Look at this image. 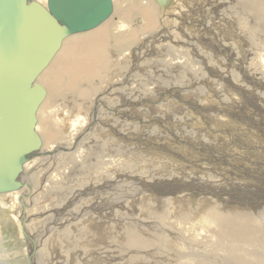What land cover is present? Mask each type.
I'll return each mask as SVG.
<instances>
[{
	"label": "rangeland",
	"instance_id": "rangeland-1",
	"mask_svg": "<svg viewBox=\"0 0 264 264\" xmlns=\"http://www.w3.org/2000/svg\"><path fill=\"white\" fill-rule=\"evenodd\" d=\"M36 1H38L40 4L43 5L46 4L45 0H36ZM212 1H214L213 4ZM199 2L198 0L197 1L195 0L193 2L191 9L188 12L186 8L177 9L176 11H174L176 13V15L174 14V16H180L179 18H181L182 20V21L178 20L179 21L178 24L184 28V33H181L179 36H177L178 38L171 37L173 34L170 35L171 39L167 38V36L164 34L162 37H160V44L158 43L159 41L155 44L158 48V49L156 48L155 51H159L160 59L156 58V53L153 54L154 57H150L149 55H147L148 54L147 52L146 55L147 57L149 56L150 59L145 58L140 60L141 62L140 61L139 62L144 65L145 62L142 61H146L148 65L147 66L144 65L143 67H141L140 64L137 62L138 63L137 65L139 67L136 65L134 69L136 70V72L135 74H132L131 72L132 61L134 60L135 57L136 59L138 58L137 56H139L138 54L139 50H137V54L134 55L132 50H129L128 52L131 55H129V57L127 58L122 59V60L127 59L128 61L127 72L125 71L126 70L125 67H124L125 69L124 68L122 70L116 69L115 71H113V69L111 68L112 65L109 67L110 71H113L109 74L112 75L118 74L117 76L115 75V77H120L122 76V74L129 73L130 75L128 77H130L131 79L133 77L135 79L138 77L142 78L143 84L146 85L143 87L142 84V86H138V87H140L139 88L140 90L143 89L145 91V94L144 91L141 92V94L142 95L144 94L143 96L146 100H148V102L143 103L140 100L134 98L136 96L130 97L128 95L129 94L128 91L127 92L122 91V88L125 86V85L123 86L120 85L122 83L121 80L122 78H118L117 79L118 83L116 84L109 82L108 85L104 84L103 88L100 86L102 89L106 88V93L107 92L111 93L109 94V96L106 94L107 98H105L106 99L105 101L101 100L105 107H106V102H109L111 105L113 104V106L120 107V110L122 111L126 110V112H119V113L116 111H111L110 112L111 115L108 114L109 116H106L107 118L106 121H111V122H106V125L108 124L109 126L117 128V130L120 131L119 134L122 133L121 134L122 136L115 135L110 131L106 130V135H107L106 146L103 145L106 148L101 147L103 153L101 157H104L108 162L106 168L109 167L108 170L106 171V196L112 197L115 202L117 201L121 203V206L118 205L119 207L112 208L114 210V213L117 211V213H115L117 214L116 216L112 212L113 216H115L116 218L109 215V211L107 210H106V217L108 214L110 218L114 219L109 221V224H112V222L116 221V219L120 222V218L125 217L128 218V220L133 218V220L138 222L140 225H145V223H147L146 220H142L140 217L135 216L137 210L136 208H138L137 206H139L138 204H136L137 201L141 199L143 200L142 201L143 203L148 202L151 207L153 206L157 207L158 203L160 202L157 201V199L160 198L162 201H165L167 204H170V206L168 205L166 208L163 207L162 212L165 214L163 216V220H157L156 222L154 221L153 226H156L160 228V230L162 229L164 232H166V234L169 236L170 239H172V241H176L175 238H178V240L181 239V241L184 242V243L182 242L184 246V249H182L183 252L185 253L189 252L192 255L178 256L181 257L180 259L189 258L192 259L193 261L195 260L193 262L194 264L196 261L198 262L199 260H205L207 263L209 262L210 264H230V263L231 264H264L263 263L264 259H262L264 258L263 257L264 251L262 249V247H264V243L263 244L260 243V246L258 247L257 246L248 247V245H243L240 243L235 244L237 245L235 246L233 244L228 243L227 241H223L220 244L218 243V240L215 239L214 235H212L211 233L210 235L209 231L207 230L205 231L204 229L202 230L197 225V223H195V221L186 224L182 222L178 224L179 226L174 224L172 225L170 221V219L173 216V211L176 210V207L173 204H177L175 200H177L178 197L180 199L185 198L184 200L185 203L184 201L182 203H184L183 204L184 206L186 205L189 207H198V205H200L201 202L204 201L203 199L205 200L212 199L216 204L215 207L219 205L217 206L219 212L226 213L231 211L235 213L237 212L238 214L250 213V215H252V217H254V219L256 220L257 226L259 227V231L261 232L262 237H264V216L262 215L264 214V197H263L264 192L262 190V188L264 189V180H263L264 178V142H263L264 141V115H263L264 110H262L264 109V35H263L264 28L262 27L263 24L258 25V27L257 25H253V23L256 22L257 20L251 17L250 16L251 14L248 15L243 11L240 12L236 8H233L236 7L235 0L232 1L201 0ZM226 3L227 5H224L225 7L222 6L223 4ZM154 7L157 8L156 5H154ZM205 8L208 9L206 10ZM115 10L116 7L113 6L112 11L114 12ZM113 12L111 16L113 15ZM197 12H199V14ZM116 16L113 18V21L116 18ZM187 17L188 19H186ZM138 18L142 19L140 17H137L136 19ZM184 21L187 22L188 24H186ZM259 27L263 28V30L260 29ZM207 28L209 31L207 30ZM221 31L223 32L224 35L221 34L222 33ZM218 36L220 37L221 40L219 39ZM195 37L199 38L198 39L199 42L198 40L195 41L194 39ZM221 37L223 38V40ZM199 43L201 44L204 43V44H202L203 45L202 46ZM161 44L167 47L166 51L162 50V48L159 47ZM150 46L153 45H149V49L151 48ZM109 51L110 49L107 52L108 58H110V60H114L111 57L112 55L111 52ZM173 52L176 54H174ZM125 53L126 52L123 51V53L121 52L119 55H115V56L119 58L122 57ZM121 54L122 56H120ZM116 60L117 59L115 58V61ZM115 61L113 63H115ZM158 63L159 64L163 63L164 64L163 67L162 65H158ZM168 72L169 73L171 72L170 76H172L173 79H171L170 77L166 78L165 74H167ZM184 74L186 77L184 76ZM181 78L183 80L185 78L186 79L185 81H183ZM163 80H165V82H163ZM172 83L174 86L172 85ZM41 84L40 85L44 89H46L44 87V84L43 83ZM179 85L182 86L180 87L181 89L179 88ZM112 87L114 89L111 90ZM183 87L187 88V93L186 91L185 93L182 91H178V90H182ZM184 88L183 90H186ZM118 94L121 96H119ZM151 97L154 98L153 101L154 100H158V101L154 104L151 103L150 102L152 100ZM112 98H114V100ZM94 99H96L95 96L92 98V101H95ZM136 101H138L139 103ZM188 102L193 104L190 106L188 105L189 104ZM205 106L207 108L214 107L217 108L218 110H223L227 112L226 114L232 117L233 123L226 124L229 126H220V124L216 122L217 125L215 124V127L212 126L206 120H203L201 118V115L203 116L209 115V112L207 110L206 112L201 110ZM108 107L113 108L111 106ZM55 108L56 106L54 108L49 107L48 109H44L45 111L40 108L37 112V124L35 131L41 139L42 146L44 145V141L42 139V130L40 126L38 128L39 125L38 121L40 120L41 117L40 114L42 113L41 114L42 119H45L46 116H48L45 114V112L48 111L49 113L51 110ZM100 109H102V111ZM100 109L97 112V114H95L97 115L98 119H101L100 117H102V115L107 114L106 112H104L103 110L104 108L102 106L100 107ZM252 110H254L255 113ZM98 113L100 114V116ZM131 114H134L139 118L141 117L140 119L142 121L136 125L132 119H128ZM90 115L91 113L87 114L86 116H90ZM125 116L127 117L125 118ZM115 117L120 119L118 120L119 123H116V125L114 124L115 122H112V118ZM219 120L217 119L218 122ZM104 121L105 120L102 119V122ZM213 121L215 122V119H213ZM98 128L104 131L103 126H101L100 124H97L95 129ZM219 128L225 131L224 132L225 136L223 135V133L220 134ZM211 130L213 131V134ZM229 130L232 134H230ZM192 137H196V138H192ZM202 138L203 139L205 138L206 140L204 141ZM207 139H208V143H207ZM191 140L192 141L194 140L195 143L192 142ZM199 140L203 142L202 145L201 144L196 145L200 143ZM111 142H113L114 146L112 145ZM205 142L207 143V145ZM46 144L47 145H45L46 147L45 150H48L50 145L48 143ZM212 147L216 148L215 152L212 150ZM195 151H197L196 154L199 157L197 155L196 156L194 155ZM158 155L160 156V158H158L159 157ZM148 156H150L149 160H148ZM58 160L65 161L66 159L59 157ZM197 160H201V161L198 162ZM135 161H137V163ZM134 162L137 167L135 166ZM61 163L62 162H59L56 165L57 166L60 165L59 168L65 165V163L62 164ZM66 163H67L66 169H71L72 164L69 162ZM52 166L55 169L57 168V166L55 167L54 164H52ZM184 166L186 169L183 168ZM24 167H23V171L25 172ZM179 168L181 171L179 170ZM183 170H185L186 172ZM56 171L60 172L61 170L60 171H58L57 169L56 170L53 169L52 171L49 170V172H56ZM70 171L71 170H68V172ZM39 172H43V171L40 170ZM128 174H131L129 175L131 176V178L127 176ZM133 175L136 177L134 178ZM50 178L53 177L50 176ZM76 179L77 178H75L73 184L74 186H78V184L81 183L83 178H79L78 180ZM91 179L92 178H90L89 180ZM60 187L61 184L55 188L59 189ZM116 188L119 189L120 191L117 190V194L112 193L111 191L113 190L116 191ZM126 188L129 189V193H127L128 191ZM59 190L58 192L60 194L62 193V195L67 193ZM137 192H139L141 195L140 194L138 195ZM134 193H136L137 195ZM128 196L129 197L131 196V198H129ZM148 196H151V199L149 200L143 199ZM255 196L257 200L254 199ZM129 206L134 207L133 214L132 212H130L131 208H128ZM121 207L125 209L120 210ZM258 210H260L259 213ZM93 213L96 215L97 212H93ZM131 214L133 216L130 217ZM117 216H119L120 218H117ZM118 221L116 222L119 223ZM10 226L7 225L6 228L5 225H3L0 222V234H1L0 238L2 239V242L0 243L1 245L0 264H4V263L7 264L4 261V259L8 261V264H21L19 261L24 260L23 258L28 257L27 253H25V250L28 249V247L25 246L24 240H22L23 238H21L22 236L21 237L20 235L18 236L19 232L17 231V226L16 225L14 226L13 224ZM182 227L186 229L183 232L179 230ZM118 228L119 227H117V229ZM165 229L167 230L165 231ZM151 231H153V229ZM211 239H213V241L215 242L213 243ZM202 242L206 243V245L204 243L202 244ZM177 244H181V243L177 242ZM211 244L213 247L211 246ZM165 247L169 248L170 252L169 251L168 252L170 256L171 255L174 256V254L178 252L177 247L175 248L169 247L168 244L165 245ZM188 247H190L192 251L189 250ZM59 250H62L61 253L62 257L65 256V258L67 259L69 258V256H66L68 254L64 253L65 252L64 247H60ZM175 250H177V252ZM77 251L79 252V249ZM208 254L212 258H210ZM202 255L204 256V258ZM100 256H96L97 259ZM233 257L235 258L233 259ZM256 259L258 262L255 261ZM54 260L56 261V259Z\"/></svg>",
	"mask_w": 264,
	"mask_h": 264
},
{
	"label": "bare ground",
	"instance_id": "bare-ground-1",
	"mask_svg": "<svg viewBox=\"0 0 264 264\" xmlns=\"http://www.w3.org/2000/svg\"><path fill=\"white\" fill-rule=\"evenodd\" d=\"M45 1L47 2V0ZM181 1L182 0H112V10H113V6L116 7V10L114 12L111 11V14L113 12V15L111 16L110 14L111 17L109 16L107 19H105L102 22L103 24L101 23L97 27L91 30H88L89 32L85 31L87 33L81 32V33L72 35L68 38H65L62 41L60 49L57 51L53 59L50 61L49 65L38 76L37 82L39 84L41 83L44 84V87L46 88L44 89L46 94H45L44 99L41 101L37 109V112L40 108L44 110V109H48L49 107L54 108L56 106V108L51 110L49 113L48 111L45 112V114L48 115L46 116L45 119H42V115H41L42 113L40 114L41 117H40V120L38 121L39 123L38 128L40 126L42 130V139L44 141V145H43L44 148L41 144L40 148L37 151L32 152L28 155L27 162L23 165V167L25 166L24 167L25 172L23 171V167H22V172L18 175L15 181L16 183H19V186L17 187L15 186L16 188H13L7 193H0V222L3 225H5L6 228H7V225L8 226L12 224L14 226L16 225L17 231L19 232L18 236L19 235L20 237L22 236L21 238H23L22 240H24L25 246L28 247V249L26 250L24 249L25 253H27L28 259L23 258L24 260L19 261L21 264H194L193 262L195 260L193 261L192 259H189V258L180 259L181 257H178V256L192 255L189 252H186V253L183 252L182 249H184V246H183L184 242L181 241V239L178 240V238H175L176 241H172V239L169 238L166 232H164L162 229L160 230V228L156 226H153L154 221L156 222L157 220H163V216L165 215L162 212L163 207L166 208L168 205L170 206V204H167L165 201H162L160 198L157 199V201H160L157 207H154V206L151 207L148 202L143 203L142 202L143 200L141 199L138 201L136 200L137 201L136 204H138L139 206H137L138 208H136L137 210H136L135 216L140 217L142 220H146L147 223H145V225H140L138 222L134 221L133 218L128 220V218H125V217L120 218L119 216H117V218H120V222L116 219V221H118L119 223H117L116 221H113L112 224H109V221L114 220V219L110 218L108 214L106 217V210L109 211V215L116 218L115 216L117 214L115 213H117V211L115 209L116 212L114 213V210L112 208L119 207L118 205L121 206V203L117 201L115 202L112 197L106 196V171L108 170L109 167L106 168V165L108 162L104 157H101L103 155L101 147L106 148L105 147L106 138H107L106 130L110 131L111 133L115 135L122 134V133L119 134L120 131L117 130V128L109 126L108 124L106 125V122H111V121H106L107 120L106 116L111 115L110 114L111 111H116L118 113L126 112V110L122 111L120 110V107L113 106V104L111 105L109 102H106V107L103 105V102L101 100L105 101L106 100L105 98H107L106 94L108 96L109 94H111L108 92L106 93V88L102 89L104 84L108 85L109 82L116 84L118 83L117 79L122 78L121 79L122 83L120 85L121 86L125 85L122 88V91H126V92L128 91L129 92L128 95L130 97L136 96L134 98H136L137 100H140L143 103L148 102V100H146L143 96L145 94V91L143 89L140 90L139 89L140 87H138V86H142L143 84L142 78L138 77L135 79L133 77L131 79L130 77H128L130 75L129 73L122 74V76L120 77H115L116 74L112 75L109 73L115 71L116 69L122 70L124 67L126 68L125 71L126 72L128 71L127 70L128 61L127 59H124V60L122 59L127 58L129 57V55H131L128 52L129 50H132L133 55L137 54V50H139L138 51L139 56H137L138 58L136 59V57L135 58L133 57L134 60L132 61V65H131L132 74H135L136 70L134 69L138 63L140 64L141 67H143L144 65L145 66L148 65L146 61H142V62H145L144 65L141 64L140 60L149 58V56L154 57L153 56L154 53H156V58L160 59L159 51H155L157 48L155 44L158 41H159L158 43L160 44V37H162L164 34L167 36V38H170V39L171 37L178 38L177 36H179L181 33H184V28L178 24L179 23L178 20H181V18H179L180 16H174V14L176 15L174 11H176L177 9L186 8L188 12L191 9L193 2L195 0H183L182 2ZM199 1L201 0H198V2ZM229 1H232V0H229ZM213 3L214 1H212V4ZM235 4H236V7H233V8H236L240 12L243 11L248 15L251 14L250 16L257 20L256 22L253 23V25H257L258 27V25L263 24L262 27L264 28V0H235ZM154 5H156L157 8L154 7ZM224 5H227V3L223 4L222 6ZM197 13L199 14V12ZM116 15L118 16V18ZM115 16L116 18L113 21V18ZM137 17H140L142 19H139V18L136 19ZM186 19H188V17ZM134 20H137V21H134ZM185 23L188 24L187 22ZM263 28H260V29L263 30ZM167 29H170V30H167ZM221 34H223V32ZM170 35L172 36L170 37ZM194 39L195 41H197L199 38L195 37ZM199 44L202 45L204 43L202 44L199 43ZM149 45H153V46H150L151 48L149 49ZM159 47H161L162 50L164 51L167 50V47H165V45L163 46L161 44ZM109 49H110L109 52H111L112 54L111 57L114 60H110V58H108L107 52ZM123 51H125L126 53L123 56L121 54L120 56L122 57L117 58V56H115V55H119L121 52L123 53ZM146 54L149 56L147 57ZM115 58L117 59L116 61H115ZM114 61L115 63H113ZM158 65H162L163 67L164 64L158 63ZM110 66L113 69V71H110L109 69ZM170 73L168 75L165 74L166 78L170 77L171 79H173V77L170 76ZM185 79L184 80L182 79V80L185 81ZM163 82H165V80H163ZM145 85L146 84H143V87ZM180 87L182 86L179 85V88ZM183 88L182 90H178V91H182L184 93L186 91L187 93V88H184L186 90H183ZM112 89L114 88L112 87L111 90ZM143 91H144V94L142 95L141 92ZM124 94H127V93H124ZM138 95H141V96H138ZM94 96L96 99H94L95 101H92V98ZM112 99L114 100V98ZM153 99L154 98H152V100L150 101L153 104L158 101V100L153 101ZM188 103H189L188 105L190 106L193 104L190 102ZM101 106L104 108L103 110L107 114L102 115V117H100L101 119H98L97 115L95 114H97ZM108 106H111L113 108H109ZM206 106L204 107L205 109L203 108L201 110L204 112H206L207 110L209 112V115H205V116L201 115V118L203 120H206L212 126L215 127L216 122L220 124V126H229L226 124L233 123L232 117L226 114L227 112L223 110H218L217 108H214V107L207 108ZM234 107H235V104H234ZM100 110L102 111V109ZM252 111L254 112V110ZM37 112H36V118H37ZM89 113H91V115L86 116ZM127 116H125V118ZM140 118L134 114H131L128 119H132L134 123L137 125L142 121ZM102 119L105 121L102 122ZM213 119H215V122L213 121ZM217 119L219 120V122L217 121ZM118 120L120 119H118L117 117L112 118V122H115L114 123L115 125L116 123H119ZM97 124H100L101 126H103L104 131L100 129L101 127L98 129H95ZM35 129H36V125H35ZM219 132L220 134L223 133V135L225 136L224 134L225 131L219 128ZM212 134H213V131H212ZM230 134L232 133L230 132ZM192 138H196V137H192ZM203 140L205 141L206 139L204 138ZM192 142L195 143L194 140ZM46 143L50 145L48 150H45L46 149L45 145H47ZM111 143L113 145V142ZM207 143H208V139H207ZM200 144L202 145L203 142L200 141V143L196 145H200ZM215 149L216 148L212 147V150L214 152H215ZM196 152L197 151H195V154L193 153L195 156L197 155ZM59 157L66 159V160L59 161L58 160ZM149 157L150 156H148V160H149ZM158 158H160V156ZM197 161L200 162L201 160H197ZM56 162L58 163L62 162V163H65V165L59 168L60 165L57 166L56 164L58 163ZM66 162H69L72 164V167L69 165L71 169H66V164H67ZM135 162L137 163V161ZM52 164H54V166L55 165L57 166L56 169L58 171L60 170L61 171L60 172H57V171L49 172V170L50 171H52L53 169L56 170L55 168H53ZM183 168H185V166ZM40 170L43 172H39ZM68 170H71V171L68 172ZM129 175L131 174H128L127 176ZM50 176L53 178H50ZM129 177L131 178V176ZM135 177L136 176H134V178ZM75 178H77L76 180H78L79 178H83L81 183L78 181L80 183L78 184V186L73 185ZM90 178L92 179L89 180ZM48 179L51 181H49ZM60 184H61V187L59 189L62 192H65V193L67 192L64 195L58 192L59 189L55 188V187H58ZM175 188H176V185H175ZM117 190L119 189L116 188V191L113 190L111 192L117 194ZM262 190L264 192L263 188ZM127 191L126 192L129 193V189H127ZM137 193L138 195L140 194L139 192ZM129 198H131V196ZM143 199L149 200L151 199V196H148ZM254 199H256V196ZM184 200L185 198L180 199L178 197L177 200H175L177 204H173L176 207V210L173 211V216L170 219L172 225L173 224L178 225L179 223H182V222L186 224V223L195 221V223H197V225L202 230L203 229L204 231L207 230L209 231V234L211 233L212 235H214L215 239H217L218 243L220 244L223 241H227L228 243L233 244V245L240 243L243 245H248V247H252V246L258 247L260 246V243L262 244L264 243V237H262V234L259 231V227L257 226L256 220L254 219V217H252V215H250V213L249 214H245V213L238 214L237 212L235 213L231 211L226 212V213L219 212L218 207H217L219 205L215 207L216 204L212 199L211 200L203 199L204 201H202L201 204L198 205V207H189L186 205L184 206L183 205L185 203ZM183 201L184 203H182ZM128 208H131L130 212H132L133 214L134 207L129 206ZM121 209L123 210L125 208L121 207L120 210ZM259 211L260 210H258V213ZM93 212H97L96 215ZM112 212L115 214V216H113ZM132 214L130 215V217L133 216ZM262 215L264 216V214ZM117 227L119 228L117 229ZM152 229L153 231H151ZM167 229H165V231ZM179 230L183 232L186 229L182 227ZM147 234H150V235H147ZM211 240L213 241V239ZM1 242H2V239L0 238V243ZM177 242H180L181 244H177ZM214 242L215 241H213V243ZM203 243L204 242H202V244ZM167 244L169 245V247L178 248L177 249L178 252L177 250H175L177 253L174 254V256L172 255L170 256L169 248L165 247V245ZM204 244L206 245V243ZM60 247L65 248L64 253L68 254L66 255V256H69L68 259L65 258V256L64 257L61 256L62 250H59ZM0 248H1V245H0ZM188 248L189 250H191L190 247ZM78 249H79V252L77 251ZM262 249L264 251V247H262ZM96 256H100V257H98L97 259ZM234 258L235 257H233V259ZM54 259H56V261ZM4 261L8 264V261H6L5 259ZM255 261H257V259ZM195 264H210V263L209 262L207 263L205 260H199L198 262L196 261Z\"/></svg>",
	"mask_w": 264,
	"mask_h": 264
},
{
	"label": "water",
	"instance_id": "water-1",
	"mask_svg": "<svg viewBox=\"0 0 264 264\" xmlns=\"http://www.w3.org/2000/svg\"><path fill=\"white\" fill-rule=\"evenodd\" d=\"M111 11L112 0H0V193L19 186L28 155L42 144L35 125L46 92L38 76L65 38Z\"/></svg>",
	"mask_w": 264,
	"mask_h": 264
}]
</instances>
